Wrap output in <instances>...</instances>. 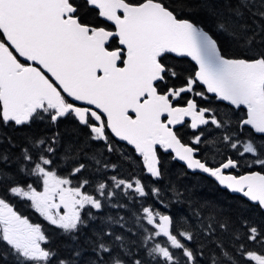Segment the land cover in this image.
I'll return each instance as SVG.
<instances>
[{
	"label": "snow or ice",
	"instance_id": "6c2138e0",
	"mask_svg": "<svg viewBox=\"0 0 264 264\" xmlns=\"http://www.w3.org/2000/svg\"><path fill=\"white\" fill-rule=\"evenodd\" d=\"M5 128L0 264H264V0H0Z\"/></svg>",
	"mask_w": 264,
	"mask_h": 264
},
{
	"label": "trees",
	"instance_id": "16d2710c",
	"mask_svg": "<svg viewBox=\"0 0 264 264\" xmlns=\"http://www.w3.org/2000/svg\"><path fill=\"white\" fill-rule=\"evenodd\" d=\"M179 66L184 69L191 70L194 68V64L188 60L187 58H183L179 61ZM175 83H179V81H176ZM203 103V102H201ZM218 102L213 101V106L215 107ZM221 111H223V106L221 105ZM42 129L40 127H34L30 131L34 133L40 132ZM0 132H3L7 134L8 136L12 137L16 142H21L24 132L19 130H12L10 128H5L0 130ZM122 145V144H121ZM115 159V157H113ZM217 160L221 159V157H217ZM181 166L179 163L172 162L170 165V179L172 182L177 183L181 190L185 191V196L191 199L194 203L202 202L204 200H210V201H216L218 204L221 205H232L235 207V199L229 195L226 191H221L219 186L215 185L210 179H206L204 176L198 174V175H192L190 172L188 176L181 177L177 179L176 173H178L181 169ZM243 171H245V168L241 167ZM132 170L129 169L127 166H123L121 168V176L123 178H128L131 175ZM136 174L140 175L139 170H136ZM91 191V189H88ZM14 204H16L17 209L24 215L29 216V218L34 223H41L45 229H47L49 235L52 238L53 246H62V238L56 235L55 229L52 228L47 224L46 221L43 220L42 217H39L38 214H36L33 210L30 208L25 207L23 204L17 202L16 200L12 201ZM149 203H152V201H149ZM147 206V205H145ZM160 210L164 211V207L160 204L155 205ZM130 207L135 210V205H130ZM169 214H172L176 217H180L183 215H186L188 212L187 205H173L170 208L167 209Z\"/></svg>",
	"mask_w": 264,
	"mask_h": 264
},
{
	"label": "flooded vegetation",
	"instance_id": "af4514ba",
	"mask_svg": "<svg viewBox=\"0 0 264 264\" xmlns=\"http://www.w3.org/2000/svg\"><path fill=\"white\" fill-rule=\"evenodd\" d=\"M195 66V65H194ZM216 102V101H215ZM180 103H183V101H181ZM223 106V105H222ZM188 132H190V130H187ZM121 144H123L122 142H121ZM180 164V163H179ZM180 165H182V164H180ZM237 171H239V172H243V170H242V168H240V169H238ZM191 173V172H190Z\"/></svg>",
	"mask_w": 264,
	"mask_h": 264
},
{
	"label": "water",
	"instance_id": "95a60500",
	"mask_svg": "<svg viewBox=\"0 0 264 264\" xmlns=\"http://www.w3.org/2000/svg\"><path fill=\"white\" fill-rule=\"evenodd\" d=\"M188 60H190V58H187ZM191 61V60H190ZM192 62V61H191ZM193 64H194V62H192ZM195 65V64H194ZM123 143V142H122ZM180 164H182V162L180 163Z\"/></svg>",
	"mask_w": 264,
	"mask_h": 264
}]
</instances>
